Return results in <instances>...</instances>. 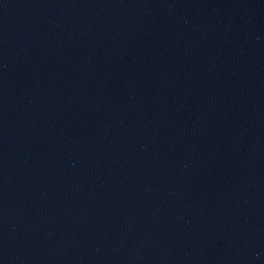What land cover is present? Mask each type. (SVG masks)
I'll return each mask as SVG.
<instances>
[{"label": "water", "instance_id": "1", "mask_svg": "<svg viewBox=\"0 0 264 264\" xmlns=\"http://www.w3.org/2000/svg\"><path fill=\"white\" fill-rule=\"evenodd\" d=\"M264 0H0V264H35L218 69Z\"/></svg>", "mask_w": 264, "mask_h": 264}]
</instances>
